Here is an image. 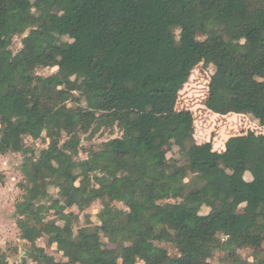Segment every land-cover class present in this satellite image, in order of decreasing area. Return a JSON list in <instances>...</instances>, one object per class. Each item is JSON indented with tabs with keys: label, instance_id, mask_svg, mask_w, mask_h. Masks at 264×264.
Returning <instances> with one entry per match:
<instances>
[{
	"label": "trees",
	"instance_id": "16d2710c",
	"mask_svg": "<svg viewBox=\"0 0 264 264\" xmlns=\"http://www.w3.org/2000/svg\"><path fill=\"white\" fill-rule=\"evenodd\" d=\"M201 64L214 68L207 109L264 128V0H0V154L24 156L15 217L29 259L210 264L223 252L249 264L238 252L264 246V146L195 141L176 103ZM54 68L63 76L37 73ZM115 128L121 137L79 159L83 135ZM26 137L49 143L37 155ZM97 201L99 224L76 227Z\"/></svg>",
	"mask_w": 264,
	"mask_h": 264
},
{
	"label": "rangeland",
	"instance_id": "374dc122",
	"mask_svg": "<svg viewBox=\"0 0 264 264\" xmlns=\"http://www.w3.org/2000/svg\"><path fill=\"white\" fill-rule=\"evenodd\" d=\"M204 39L203 36L199 37ZM22 48L21 37H16L11 48L12 52L16 54ZM249 50V47H245ZM38 75L42 77H50L52 75L63 76L56 68L54 69H38ZM214 68L206 67L203 64L194 69L190 80L184 86L183 90L179 93L176 107L177 110H187L192 112L194 116V139L198 144H204L208 142L213 143L214 150L220 149L222 143L233 136L247 135L252 140L260 143L264 146V128L259 123L250 117H245L239 114H227V115H214L206 107V100L208 96L209 82ZM260 84L258 79L254 80ZM74 107L73 104L69 105ZM5 127L4 123L0 120V132ZM121 132L118 128L113 130L103 129L97 135L90 139V133L82 136L83 150L80 152L79 159L87 160L89 149H98L102 143H105L113 138L121 137ZM48 141L44 139L40 141H34L30 137L25 138V144L27 147H31L38 155L43 149L47 148ZM175 157H178L177 150L174 153ZM172 154L169 153V158ZM24 162V156L22 154H0V195H3L5 200L3 206H0L1 211L8 217L7 220L0 219V245L4 252L8 255L7 264H21L23 260H26L28 264H37L27 257V252L30 246L20 239V231L17 228L15 217L16 203L20 201L22 191L18 188L19 183L23 181V174L21 172V165ZM246 179L251 181L252 178L249 174H246ZM3 189V190H2ZM51 194L56 196L57 190L51 189ZM1 200V199H0ZM2 201V200H1ZM174 202V201H171ZM117 207L123 209V205L117 204ZM102 210V204L100 201L95 202L84 213H79L77 209H73L75 213H79L80 225L85 224V216L90 217L92 223L98 225V214ZM209 210L203 209L202 214H207ZM5 221V222H4ZM105 242H107L104 239ZM37 246L44 248L45 252L52 256L57 262L64 261L63 254L58 250L56 245H47L46 240L41 239L37 242ZM161 248L166 249L170 255H178V251L169 244H160ZM18 253H14V250ZM259 253L260 257H264V246L260 248H245L240 250L239 255L247 261L249 264H256L255 254ZM210 264H233L232 260L227 257L223 252H216L210 260Z\"/></svg>",
	"mask_w": 264,
	"mask_h": 264
},
{
	"label": "crops",
	"instance_id": "0c3cea01",
	"mask_svg": "<svg viewBox=\"0 0 264 264\" xmlns=\"http://www.w3.org/2000/svg\"><path fill=\"white\" fill-rule=\"evenodd\" d=\"M210 111V110H209ZM213 113V112H212ZM214 115H219V114H215V113H213ZM205 144V143H204ZM222 147H223V149H222ZM220 149H222V150H217V151H219V152H222L224 149H225V142L224 143H222V146H221V148ZM3 190V189H2ZM0 191H1V187H0ZM0 194H3V193H0ZM0 199L2 200H0V206H3V204H4V200H5V198H4V196L3 195H0ZM1 208V207H0ZM1 217H2V219H5V220H7V219H9V218H11V217H8V216H6L5 214H4V212L3 211H1V209H0V219H1ZM1 222V221H0ZM5 222V221H4Z\"/></svg>",
	"mask_w": 264,
	"mask_h": 264
}]
</instances>
